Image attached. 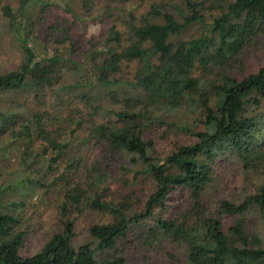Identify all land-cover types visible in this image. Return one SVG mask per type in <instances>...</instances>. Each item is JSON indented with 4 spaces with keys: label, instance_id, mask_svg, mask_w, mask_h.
Wrapping results in <instances>:
<instances>
[{
    "label": "trees",
    "instance_id": "obj_1",
    "mask_svg": "<svg viewBox=\"0 0 264 264\" xmlns=\"http://www.w3.org/2000/svg\"><path fill=\"white\" fill-rule=\"evenodd\" d=\"M19 2L23 21L7 14L23 57L16 70L0 75V94L33 91L44 105L27 119L16 111H0V134L10 128V137L24 143L20 160L29 169L38 155L35 145H41V154L51 152V166L85 128L84 140L94 138L106 151L123 157L124 173L150 182L152 189L142 199L137 191L122 194L109 185L110 173L92 160L82 186L63 191L58 206L61 230L39 252L23 255L20 220L0 214V264H129L125 246L130 238L149 249L165 242L178 244L185 264H264V236L246 224L250 214L264 221V183L239 202L218 201L214 212L204 201L215 182L216 158L232 156L244 173L264 171V128L256 115H248V107L256 111L264 103V68L240 79L230 74L243 50L255 39H264V0H181L174 7L177 12L164 4L154 6L148 17L161 23L143 18L137 25L128 24L125 35L113 25L99 46L90 44L82 61L64 60L46 48L35 53L30 23L35 0ZM207 2L218 3L212 5L218 15L211 27L195 43L175 41L188 25L201 20L198 9ZM51 29L74 50L69 27L55 22ZM132 63L133 78L124 79L122 65ZM65 71L68 85L60 83ZM61 91L81 103L71 100L68 112L52 113L49 107L63 110L64 100L49 101V94ZM183 108L194 123L184 113L185 122L168 120ZM60 121L68 128L67 139L61 129L49 131L50 123ZM165 125L193 140L161 157L146 132ZM75 163L67 161V166ZM28 173L25 182L37 183ZM173 193L187 194L188 213L180 220L157 218L156 210H165ZM88 211L102 221L90 225L88 240L74 246L72 215ZM226 219L232 220L228 226ZM150 220L153 225L142 229ZM168 257L175 261L172 252Z\"/></svg>",
    "mask_w": 264,
    "mask_h": 264
},
{
    "label": "rangeland",
    "instance_id": "obj_2",
    "mask_svg": "<svg viewBox=\"0 0 264 264\" xmlns=\"http://www.w3.org/2000/svg\"><path fill=\"white\" fill-rule=\"evenodd\" d=\"M199 1V0H196ZM223 1V0H222ZM166 5L172 11L174 7L182 4L181 0H35L30 10L31 33L33 34V48L39 54L44 48L52 55L66 60L82 61L90 44L99 46L111 26H115L123 35L126 34L128 24H139L143 18L161 23L160 18L148 17L154 6ZM199 8L201 20L187 26L185 31L174 40L195 43L205 30L211 27L213 17L218 15L212 5L218 3L207 2ZM186 14L188 10L181 6ZM14 13L19 21L23 17V9L19 0H0V75L16 70L23 57L21 44L11 30V18L7 13ZM28 17V16H27ZM23 21V20H22ZM59 22L70 28V37L74 43L71 50L67 41H62L63 36L53 34L51 26ZM126 37V36H125ZM97 46V47H98ZM264 68V39L259 37L243 50L234 63V69L230 74L240 79L250 73ZM136 64H123L121 77L132 80ZM60 78L62 85H68L70 76L67 71ZM57 96L49 94V101L53 97L64 100L63 110L50 108L52 113L68 112L70 101L80 104L75 95L69 97L62 91ZM48 101V103H49ZM43 99L35 98L33 91H16L0 94V111H16L20 118L27 119L36 111L42 110ZM74 107V106H73ZM188 108H183L175 114H169L171 122H185L183 113L193 122V117L188 114ZM248 115L260 119V126L264 128V103L259 110L248 107ZM52 129H61L64 138L67 139L68 128H64L63 122L50 123ZM193 125V124H191ZM18 126V125H17ZM6 134H0V214H9L18 217L20 225L17 231L24 233V241L21 249L23 255H33L39 252L47 241L61 230L62 219L58 206L62 201V193L66 188L81 187L84 180L83 174L88 163L96 160L110 173L109 185L112 189L122 194H132L137 191L142 199L147 195L152 185L143 179L133 180L131 175L122 170L126 161L118 154L106 151L103 145L96 143L94 138L84 137L87 129L77 131L72 137L70 150H67L62 158L55 164L49 165L53 157L49 151L41 154V145L35 150L38 155L32 167L26 168L21 160V152L24 143L10 137V128ZM147 136H151L156 142V151L161 156L168 154L175 146L190 143L193 137L185 133H179L167 125L152 127ZM264 139V134H263ZM77 157H79L77 159ZM76 160L72 167L67 166V161ZM213 174L215 182L204 194V201L215 211L218 201L226 199L239 202L242 198L264 183V171L244 173L239 163L230 155L218 157L213 162ZM53 168V170H52ZM32 172L37 183L25 182V177ZM46 185H48L46 187ZM2 193V194H1ZM188 196L186 193H173L165 210H156V217H167L180 220L189 211ZM73 214V213H72ZM76 237L74 246H78L88 240V227L102 221L99 214L84 212L76 216ZM106 221V218H103ZM226 225L232 223L231 219L225 220ZM249 229L264 236V221L255 214L246 217ZM153 225L150 220L142 229ZM125 248L129 254V264H185L183 250L178 244L165 242L157 244L151 249L142 247V242L130 238ZM172 252L175 261H171L168 253ZM172 262V263H171Z\"/></svg>",
    "mask_w": 264,
    "mask_h": 264
}]
</instances>
